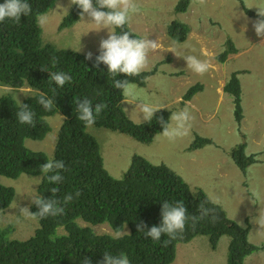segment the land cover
<instances>
[{
	"label": "trees",
	"instance_id": "trees-1",
	"mask_svg": "<svg viewBox=\"0 0 264 264\" xmlns=\"http://www.w3.org/2000/svg\"><path fill=\"white\" fill-rule=\"evenodd\" d=\"M56 1L28 0L32 7L29 16L21 14L18 23L7 18L0 22V85L13 89L29 87L38 92L21 101L14 91L0 97V176L10 179H17L22 174L41 176L39 166L50 157L27 148L25 140H43L52 131L47 118L61 114L62 123L52 158L64 161L65 170L61 173L64 179L60 185H51L43 179L37 193L45 199L51 198L49 189L55 186L60 189L57 193L60 199L67 193L75 195L76 191L81 195L62 205L65 209L62 215L37 220L39 226L29 239L17 240L11 236L13 228H0V264H82L85 257L91 264H97L102 261L104 252L113 255L124 253L130 264H170L175 258L176 246L187 244L196 237H206L212 250L216 249L221 237H229L227 264H244L246 257L264 251V245L257 246L248 240L249 225L243 226L229 219L222 207L203 190L192 189L164 164L153 165L141 156H134L122 178H114L108 173L98 142L87 133L85 123L76 118V99L88 98L93 106L105 103L107 107L96 117L94 125L130 136L142 144L151 143L155 135L163 131L158 117L162 116L168 122L171 112L160 109L151 122L133 123L120 106L124 96L113 87V78L107 73V67L102 63L99 67L92 66L99 53L93 55L92 60H87L86 55L76 51L44 44L37 16L48 13ZM4 2L0 0V4ZM190 2L181 0L176 11L186 13ZM80 11L73 5L63 17L59 29L75 24L81 17ZM246 12L255 16L247 9ZM115 31L117 34L128 31L134 38H139L128 24ZM188 32L186 24L177 22H173L169 29L172 40L179 43L185 40ZM229 43L218 57L220 63L238 52L231 41ZM53 57L57 59L55 67ZM56 71L71 75L72 81L63 87L50 84L48 72ZM155 71L141 72L132 77L118 74L116 79L127 78L142 87ZM238 74L232 73L223 87V91L234 98L237 114L241 111ZM200 88L192 86L184 100H190ZM39 93L53 99L55 106L51 111H45L37 103ZM19 102L29 105L34 111L35 127L16 120ZM206 142L212 141L200 139V143L192 148H201ZM249 160L251 163L253 159ZM13 199L14 189L0 184V212L8 208ZM163 201H183L190 215H199V206L204 203L205 207L216 209L219 219L212 222L210 217H205L194 227L189 221L183 234L165 246L166 235L154 242L136 229L141 221L147 226L145 231L160 224ZM37 210L34 204L30 208L33 213ZM100 225L114 233L127 229L129 233H122L119 238L110 233H97L94 228Z\"/></svg>",
	"mask_w": 264,
	"mask_h": 264
},
{
	"label": "rangeland",
	"instance_id": "rangeland-1",
	"mask_svg": "<svg viewBox=\"0 0 264 264\" xmlns=\"http://www.w3.org/2000/svg\"><path fill=\"white\" fill-rule=\"evenodd\" d=\"M180 1L136 0L141 10L131 15L130 29L139 38L156 40L160 47L149 52L143 70L156 69L155 74L147 79L145 86L136 85L137 99L124 97L120 106L134 123H144L139 122L140 102L164 105L161 109L171 113L187 108L195 118L190 122L188 133L169 140L161 135L162 131L151 143L142 144L95 125L86 126V131L98 142L104 168L112 177L122 178L134 156H142L153 165L164 164L192 189L203 190L229 219L249 225L248 240L252 244L264 245V229L256 223L258 215L264 212V37L256 36L252 27L258 19L256 7H264V0H205L203 4L191 0L186 13L176 11ZM72 6L70 0H57L54 8L46 13L48 22L40 26L43 43L84 55L91 52L93 56L99 53V42L107 38L111 29L99 30L85 14L83 20L80 17L72 26L59 30V24ZM246 9L255 16L248 15ZM173 22L189 27L182 43L173 44L169 35ZM229 41L238 52L220 63L218 57L228 48ZM187 55L207 61L209 70L203 75L193 72L183 58ZM235 72L239 73L241 95L242 112L238 114H235L234 98L222 92ZM196 85L201 88L190 100H184L188 90ZM25 93L19 89L18 101ZM234 115L242 117L239 125L234 122ZM62 117L57 114L47 118L52 131L44 140H25V146L52 158ZM203 138L212 142L193 149ZM242 143L246 145V155L260 153L258 162L245 172L236 168L231 155V149ZM41 178L27 174L17 179L0 176L1 185L15 190L11 205L0 213V228L12 226V238L29 239L39 226L37 220L23 216L20 209L28 207L30 211L32 198L38 196ZM94 229L97 233L116 236L104 225ZM228 245L229 237L223 236L212 250L206 237H196L187 244L177 245L171 264H227ZM244 264H264V251L246 257Z\"/></svg>",
	"mask_w": 264,
	"mask_h": 264
},
{
	"label": "clouds",
	"instance_id": "clouds-1",
	"mask_svg": "<svg viewBox=\"0 0 264 264\" xmlns=\"http://www.w3.org/2000/svg\"><path fill=\"white\" fill-rule=\"evenodd\" d=\"M204 2L205 0H199L200 4H203ZM70 4L77 6L81 10V20H83L84 15L87 14L91 23L98 26L99 30L102 28L111 29V31H108L107 38L101 39L99 42V54L96 55L92 66L94 68L99 67L101 63L105 65L107 67V73H109L113 78V87L120 90L124 97L137 99L138 93L136 91V85L131 83L127 78L116 79V77L118 74H124L126 77L138 76L147 66L149 52L157 50L160 45L156 40H150L147 37L134 38L128 31H122L120 34L116 33L115 29H123V27L128 24L131 15L140 12L141 9L136 3V0H95V4L93 3V0H70ZM249 8H252V6ZM256 8L258 9V19L253 22L252 27L256 36L264 37V7ZM31 13L32 7L30 3H28V0H5L4 3L0 4V22L5 21L7 18L18 23L21 14L29 16ZM48 19L49 17L46 14H39L37 16V22L40 26H44L48 22ZM175 43L176 41H173V44ZM183 58L187 63V67L199 75H203L210 68V65L207 61H202L194 55L183 56ZM85 59L92 60V53L88 52L85 56ZM56 63L57 59L53 57V67H55ZM48 73L49 83H54L57 87H63L66 83H70L72 81V76L63 71ZM20 89L23 92H26L21 97V100L28 97L29 95L38 93L29 87H22ZM13 91L15 92L14 95H17L19 89H13L0 85V97ZM52 91L55 92V89L53 88ZM222 92L224 93L223 89ZM123 100L121 102H123ZM74 102L76 104V118L84 122L88 127L94 125L96 117L99 116L107 107L105 103H97L93 106L92 101L88 98H78ZM37 103L41 105L45 111H51L55 106L53 99L47 97L44 93H39ZM164 107V105L154 106L150 103L140 102L138 104L139 122H151L154 113ZM241 112L242 109L240 113ZM235 114H237L236 111ZM15 115L16 120L20 124H27L35 127V113L31 107H29V105L19 102V110L16 111ZM194 119L195 118L190 115V112L187 108L171 113L168 122H165L162 116L158 117V122L163 127V132L161 135L169 140L183 137L188 133L191 127L190 122ZM241 120L242 117L234 115V122L236 124L239 125ZM245 148L246 145L242 143L231 149L234 165L237 169L244 172L248 167L258 162L259 159L257 158V155L260 154L246 155ZM249 159H253L251 160V163ZM39 170L42 176L41 182L43 179H46L51 185L62 184L64 177L61 173L65 170V163L63 160L49 158L44 164L39 166ZM49 190L52 193L51 198L45 199L42 196H36L32 198L31 203L34 204L38 209L36 212L33 213L29 211L28 207H23L20 209V213L26 218H30L32 220L44 219L48 216L55 217L62 215L65 211L62 205H67L75 197H79L81 195L80 191H76L75 195L72 193H67L62 199H60L57 197V193L60 192L58 187L53 186ZM3 211L0 213L2 214ZM160 215L161 222L158 226L154 225L145 231L147 226L141 221L136 225V229L138 233H142L145 238H151L154 242L159 241L162 235H166L168 240L163 242L165 246H167L171 240H174L183 234L186 223L189 221H191L192 226L194 227L199 220L204 219L205 217H210L212 222H216L219 219L218 215L216 214V209L205 207L204 203H201L199 206V215H190L183 201H175L174 203L163 201ZM256 223L261 229H264V212H261L258 215L256 218ZM8 227L13 228L12 226H7L6 228ZM127 230H124L121 233L117 232L115 235L119 238L122 233H129ZM82 264H91V261L89 258L85 257L82 261ZM97 264H130V261L128 256L124 253L113 255L109 252H104L102 261H98Z\"/></svg>",
	"mask_w": 264,
	"mask_h": 264
}]
</instances>
